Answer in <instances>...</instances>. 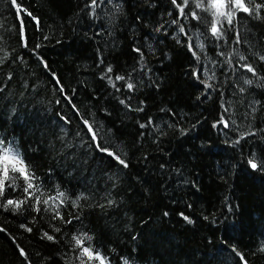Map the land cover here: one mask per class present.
Wrapping results in <instances>:
<instances>
[{"label": "trees", "instance_id": "16d2710c", "mask_svg": "<svg viewBox=\"0 0 264 264\" xmlns=\"http://www.w3.org/2000/svg\"><path fill=\"white\" fill-rule=\"evenodd\" d=\"M17 3L39 23L0 0V138L13 142L39 178L42 198L66 194L59 211L72 223L53 219L44 205L39 213L0 207V264H28L19 248L31 264H68L71 237L82 233L109 264H241L237 252L248 264H264V170L247 164L253 152L264 160V62L257 56L264 54V18L238 13L241 44L234 46L226 22L225 44L211 37L208 13L184 19L171 0H105L95 14L89 0ZM180 24L193 43L197 36L204 43L199 61ZM233 47L259 77L234 73L218 56ZM205 65L215 72L212 89L193 76L200 70L205 79ZM108 66V75L130 78L135 90L118 81L117 91L101 79ZM221 114L235 124L213 127ZM81 117L127 167L90 145ZM249 129L256 135L234 143ZM6 196L22 192L9 188Z\"/></svg>", "mask_w": 264, "mask_h": 264}, {"label": "snow or ice", "instance_id": "6c2138e0", "mask_svg": "<svg viewBox=\"0 0 264 264\" xmlns=\"http://www.w3.org/2000/svg\"><path fill=\"white\" fill-rule=\"evenodd\" d=\"M12 4L16 7L17 14L21 12H27L26 9L22 8L20 4L17 3V0H11ZM108 3H112V0H107ZM105 3V0H89V3L85 5L86 8L92 10V14H95V9L100 7ZM171 3L175 6V9L178 11V16L184 19H188L190 16L193 20H201L202 17L198 14V11L206 12L211 16V20L208 21V31L216 41H223V43H228V40L225 36L224 24L225 22L229 26V28L234 31V39L232 40V44L234 46H239L241 44V33L235 27L234 21L236 20L238 13L247 14L250 17L255 19H262V13H264V2H260V0H171ZM194 5V8L192 7ZM115 7H119V5H115ZM185 9H189V11H185ZM28 16H32L30 12H27ZM171 15V13H169ZM33 20H36L38 24L39 21L36 17L32 16ZM173 24L179 23V19H174L172 21ZM179 32L182 33L187 39V48L192 53V55L196 58L197 61L200 60V56L198 54L203 52L205 45L203 42L199 40V36L196 37V42L193 43V37L189 35L187 31H185V27L183 24L179 25ZM21 37H23V21L21 19ZM179 42V41H178ZM24 46L27 47V41L25 40ZM220 45H218L219 47ZM39 47V46H37ZM138 54H141V50L139 48L133 49ZM218 56L225 57V63L233 70L236 71L250 73L252 77H259V73L257 68L254 66L252 62H249V57L240 53L238 51V47H233L231 52H218ZM258 59L261 62H264V54H257ZM236 60V63H233V60ZM43 63V60H41ZM102 62V61H101ZM45 67L47 65L45 64ZM113 71L111 66H108L104 73L101 76V79H107L109 84L116 88L117 91H120L117 88L116 82L118 81H126L125 87L129 92H133L135 90L136 85L133 82H130V78L126 80V77L117 75L113 79L112 76L108 75ZM211 70L205 65L203 69V75L206 77L205 79H201V71L194 70L193 76L197 79L199 83H201L205 89H212L213 84L210 81L215 79V72ZM7 79L10 81L12 76L9 75ZM57 84H59V80H57ZM243 84L252 85L253 80L249 78L243 79ZM3 88L0 87V91ZM60 91L63 92V88H60ZM239 91L244 93L246 89L244 87H240ZM223 95V93H221ZM122 104L125 103L124 100L120 101ZM255 103H259L256 101ZM131 109V105H128ZM222 108L224 105L222 103ZM252 112H255L256 109L253 105H249ZM137 111H143V108L136 109ZM224 112H228V108H224ZM79 114V113H78ZM65 123H70L66 118ZM81 121L83 124V129H86V135L90 137V145H95L96 150L103 152L114 160H116L120 165L127 167V163L120 158L115 152L110 149L103 147L99 141L98 131L94 128L93 124L89 122V120L81 117ZM152 121L149 120L148 124H151ZM232 124H235V121H230L225 119L224 115L221 114L219 120L213 124V127H218L220 125L223 126L224 129H228ZM141 128L147 127L145 124L140 125ZM264 131V129H261ZM80 133H77L79 135ZM256 131L247 130L240 133L239 139L234 141V143L239 144L240 140L245 139L249 136H255ZM248 166L252 170L262 169L264 170V160L259 159L256 156V153L253 152L250 155V158L247 160ZM38 177L31 171L29 165L25 162L22 154L17 150L14 146L13 142L6 141L3 138H0V207H2L5 211H9L10 209L13 211L19 210L24 205H29L32 210L39 213L41 211V205H44V211L51 210L54 215L53 219H60L64 221V217L61 215L59 209L65 204L67 201L66 194L62 191L57 190L54 195H48L46 198L44 197V192L40 186L38 181ZM20 180L23 184H18L17 181ZM9 188L13 190L20 189L22 192V198L11 199L7 198L6 193ZM73 206L77 205V200L71 201ZM167 215V213H165ZM184 220L191 223V219L188 216H185L183 213H180ZM78 219V217H77ZM65 223H72L71 220L64 221ZM21 228H24L26 231L31 232L32 229L25 224L20 225ZM0 231H4V229L0 228ZM55 231L59 232L60 229L56 228ZM43 237L48 240H54L52 235H49L47 232L43 233ZM92 240V237L87 235V233H82L80 235H73L71 237L72 245L71 250L74 253L72 257L69 258L68 264H92V262H97V264H109L107 257L101 254L99 250H94L89 243ZM19 248V245H17ZM264 251V248L260 249ZM235 251V249H233ZM20 255L24 257L28 264H31L29 260L28 254L24 251L23 248H19ZM239 257L241 264H248V261L245 259L243 254L236 253ZM124 264H128L127 260L124 261Z\"/></svg>", "mask_w": 264, "mask_h": 264}, {"label": "bare ground", "instance_id": "6f19581e", "mask_svg": "<svg viewBox=\"0 0 264 264\" xmlns=\"http://www.w3.org/2000/svg\"><path fill=\"white\" fill-rule=\"evenodd\" d=\"M70 135V134H69Z\"/></svg>", "mask_w": 264, "mask_h": 264}]
</instances>
